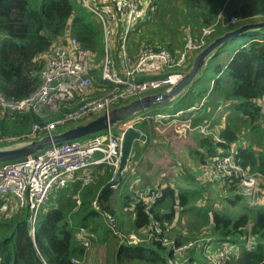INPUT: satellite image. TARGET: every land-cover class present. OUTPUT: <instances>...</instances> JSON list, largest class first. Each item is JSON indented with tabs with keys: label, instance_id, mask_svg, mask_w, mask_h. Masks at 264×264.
<instances>
[{
	"label": "trees",
	"instance_id": "1",
	"mask_svg": "<svg viewBox=\"0 0 264 264\" xmlns=\"http://www.w3.org/2000/svg\"><path fill=\"white\" fill-rule=\"evenodd\" d=\"M150 1L128 36L129 52L134 56L145 46L176 54L190 40L204 39L207 45L244 24L264 23V0ZM94 15L80 0H0V94L11 101L30 97L40 86L47 54L55 45L66 44L68 31L98 58L91 67L95 86L111 90L102 80L103 33ZM263 32L264 28H252L222 44L202 76L169 112L175 116L194 107L181 118L190 120L192 128L210 125L205 135L196 137V146L187 148V156L199 161L203 169L220 150L235 144L240 165L264 178V116L259 105L264 96ZM227 103L228 111L218 112ZM72 111L62 109L45 119L32 111H0V137L17 136L21 141L35 123L47 124ZM222 118L226 122L219 125ZM92 175L90 184L76 180L51 194L40 209L34 236L28 208L0 217V264H91L96 250L97 254L105 250L100 264H207L201 247L204 240L233 248L225 264H264L262 191L256 206L249 205L236 179L221 187L224 194L208 195L209 184L201 185L183 165L175 179L166 178V184L156 187L135 183L128 187L131 178L135 181L128 174V180L110 189L100 205L101 190L114 178V169L101 165ZM115 190L120 198L114 201ZM153 192L159 196L151 200ZM82 230L89 234L85 239L80 236ZM131 234L139 237L137 244L129 243ZM189 242L196 245L179 258L177 247Z\"/></svg>",
	"mask_w": 264,
	"mask_h": 264
},
{
	"label": "built area",
	"instance_id": "2",
	"mask_svg": "<svg viewBox=\"0 0 264 264\" xmlns=\"http://www.w3.org/2000/svg\"><path fill=\"white\" fill-rule=\"evenodd\" d=\"M83 6L99 17L103 28L105 56L102 61V80L111 90H100L93 93L92 86L96 80L91 73L94 54L84 50L79 41L68 31L66 44L55 45L45 58L38 89L28 98L21 101L7 100L0 94V111L4 114L27 113L32 111L41 119L58 113L62 109L73 110L64 117L47 124L35 123L29 135L23 140L36 138V135L53 134L58 126L80 117L108 113L113 106L142 95L161 90L177 82L181 71L190 65L191 56L206 45L204 39L190 40L184 48L174 54L169 49L156 50L150 46L141 48L138 53L128 50V36L134 31L150 0H80ZM115 50L116 57H114ZM229 105V104H228ZM260 109L264 116V96ZM221 105L220 107H222ZM74 107H76L74 109ZM192 109H195L192 107ZM179 111L175 117H181ZM145 117H130L112 130L91 136L89 140H78L53 144L37 155L0 164V217H9L18 210L28 208L32 223V235H35V224L41 207L56 190L66 188L70 183L81 180L83 185L94 182L92 172L95 167L107 165L114 169V178L119 167L124 133ZM184 124L191 127L190 120ZM210 125L200 126L199 132L206 134ZM217 142H222L214 135ZM17 136L0 137V145L18 142ZM238 146L232 144L228 149L220 150L218 156L208 167L209 175L220 185L227 180L238 181L241 194L250 206L261 201V184L264 180L258 174H250L237 159ZM139 195L145 197L144 192ZM159 193H151L155 199ZM81 238L89 234L82 230ZM140 239L129 236V243L137 244ZM167 244V243H165ZM196 245L189 242L177 247L178 257H184L189 248ZM252 243L247 242L251 248ZM233 253L229 244L220 246L207 256V264H225Z\"/></svg>",
	"mask_w": 264,
	"mask_h": 264
},
{
	"label": "water",
	"instance_id": "3",
	"mask_svg": "<svg viewBox=\"0 0 264 264\" xmlns=\"http://www.w3.org/2000/svg\"><path fill=\"white\" fill-rule=\"evenodd\" d=\"M252 28H264V23L244 24L239 28L215 37L211 42L193 54L190 65L181 71V78L170 86L134 98L122 105L114 106L108 113L91 118L84 123H77L70 128L51 135L47 134L39 138L0 145V162L18 161L37 155L53 144L75 141L109 130L113 131L119 124L130 117H135L142 113H147L149 110L163 108L177 102L188 92L197 79L202 76L208 61L222 44ZM146 139L147 136L137 128H130L125 131L116 177L102 188L98 198L100 205H102V199L106 193L112 188H117L122 183L123 173L127 170L136 142H145Z\"/></svg>",
	"mask_w": 264,
	"mask_h": 264
},
{
	"label": "crops",
	"instance_id": "4",
	"mask_svg": "<svg viewBox=\"0 0 264 264\" xmlns=\"http://www.w3.org/2000/svg\"><path fill=\"white\" fill-rule=\"evenodd\" d=\"M172 105L173 104L166 106L155 116H152L151 114L138 115L145 117V120H142L140 123L136 124L135 128L145 134L147 139L145 142H136L127 170L123 173L122 182L128 180V175L126 176V174L129 173V179L131 178V175H133L137 182L140 181V186L153 185L156 187L162 183H165L167 178L166 173H168L167 168L169 166L166 161L168 154L167 151L173 155V158H175L177 153L179 154L178 156H180V153L177 151V149L181 147L179 146V140H184L181 139L183 137L182 131H189L188 134L192 137L193 141V143L190 144L193 146H196V137L198 135H205L204 133L199 132L197 128H188L184 124L185 120L183 118L171 116L168 107H171ZM183 116L184 115H182V117ZM177 126L185 127V129L180 130ZM179 132L181 134H179ZM186 147H188V143H186ZM174 160L175 159L172 161L174 162ZM191 161L194 162L191 165L193 170L192 176H195L196 179L200 181L199 183L201 185H203V179H207L206 181H210L213 187H216V191L219 192L222 185L214 180L211 174L209 175L208 168L203 169V166L201 163H199V161ZM177 162L180 161L176 160L175 163ZM96 168L98 167H95L94 169ZM262 183L264 186V180ZM212 247L214 251L219 248L214 246V244Z\"/></svg>",
	"mask_w": 264,
	"mask_h": 264
},
{
	"label": "rangeland",
	"instance_id": "5",
	"mask_svg": "<svg viewBox=\"0 0 264 264\" xmlns=\"http://www.w3.org/2000/svg\"><path fill=\"white\" fill-rule=\"evenodd\" d=\"M80 4V2L79 1H77V5H79ZM93 21L95 22V23H97V25H100V26H98V31L99 32H101V29H102V33H103V28H102V24H101V20L99 19V17L97 16V15H94L93 16ZM232 22H236V21H232ZM261 35H264V32L261 34ZM137 38H139V36L137 37ZM100 40H101V43H102V46H104V43H103V35H100ZM129 47L131 48V41H130V43H128V50H129ZM141 48H143V47H141ZM140 48V49H141ZM139 49V50H140ZM116 52H119L118 50H115V54H114V57H116ZM131 53V52H130ZM133 54V53H132ZM95 59V58H94ZM93 59V60H94ZM104 59V58H103ZM98 60V58H96L95 59V61H93V62H96ZM93 64V63H92ZM100 69V68H99ZM101 73H102V68H101ZM95 85H97L96 83H95ZM92 89H93V93L95 94L96 92L98 93V87H94V85L92 86ZM121 102H124V101H121ZM120 102V103H121ZM225 106H228V103L227 104H224L222 107H220L219 106V110H218V112H222L223 110V112H226V111H228V110H226V107ZM114 107V106H113ZM163 108H165V107H163ZM163 108H158V110L156 111V109H153V110H149L150 111V113L152 114V115H155V113L157 112H159V111H161V110H163ZM174 108H175V106L174 105H172L171 107H168V110H169V112H171L172 110H174ZM192 111H194V109H192V108H190V109H188L187 111H183V113H185V112H192ZM155 112V113H154ZM51 115H52V113H50ZM171 115V114H170ZM98 116H100V115H94V116H85V117H80L79 119H77V120H73V121H69V122H67V123H65V124H61L60 126H58V129H60V130H65V129H67L69 126H73V125H75V124H77V123H81V122H86L87 120H89V119H91V118H95V117H98ZM168 122H169V120H168ZM226 122V120L224 119V118H222L221 120H220V122H218L219 123V125H222V124H224ZM218 125V126H219ZM180 130L181 129H185V127H182V126H177ZM210 129V128H209ZM188 130H186V132L185 131H182V135H183V137L181 138V139H184V140H179V146H181V147H179V149H177V151L180 153V156H178L179 154L177 153V155H175V158H173V155L169 152V151H167V158H166V161H167V164L169 165L168 166V168H167V170L169 171V174L168 173H166V177H167V180H169L168 178H170L171 180H173V178L175 179L176 178V176H178L179 174H180V171H181V169H182V167H183V165H185V168L187 169V172H188V170L190 171V173H192L193 174V170H192V168H191V165L194 163L193 161H191L190 159H189V157L187 156V148H190V147H192L193 145H191L190 143H193V141H192V137L191 136H189V134H188ZM113 133L114 134H117L118 133V131L117 130H114L113 131ZM179 134H181L180 132H179ZM178 134V135H179ZM91 138V136H88V137H86V138H82V139H78V141H80V142H84V141H86V140H89ZM241 140H242V137L240 138ZM186 143H188V147H186ZM173 159H175L174 160V162L172 161ZM176 160H179V161H182V162H184V163H182L181 165H180V162H177V163H175V161ZM154 161H155V159H154ZM188 162V163H187ZM0 164H3V162H0ZM134 170V169H133ZM131 173V172H130ZM129 174V173H128ZM128 174H126V176L128 175ZM132 179V178H131ZM131 179L129 180V184H128V187L132 184V183H135V184H137L138 186H140L141 184H140V181L139 182H137V180H135L134 182L133 181H131ZM207 179H203V181H202V184L203 185H206L207 184V182H208V184H209V187H210V192H208L207 194L208 195H217V196H220L221 194H224V193H221V191L222 190H220L219 192L218 191H216V187H213V185L210 183V181H206ZM200 182V181H199ZM164 184H166V183H162V184H160V185H164ZM262 185H263V183L261 184V191L264 193V189H262ZM223 186V185H222ZM221 186V187H222ZM127 187V188H128ZM126 188V189H127ZM126 189H121V191H123L124 193L126 192ZM221 189V188H220ZM212 190H214V191H212ZM117 191L115 190V192H114V194H113V196L115 197V199H114V201L115 200H117L118 198H120L119 196L120 195H118V193H116ZM138 237V236H137ZM139 238V237H138ZM204 242L205 243H200V244H202V249H203V251L205 250L206 251V253L207 254H210V252H211V250H212V252H214V250H213V248H212V244H210L209 242H207V240H204ZM209 243V244H207V243ZM206 248V249H205ZM104 251L105 250H102L101 252H100V254H97V252H98V250H96L95 251V253H94V256H92V261H91V264H93L94 263V261H95V264H100V256H101V254H103L104 253ZM97 254V255H96ZM138 264H140V263H138Z\"/></svg>",
	"mask_w": 264,
	"mask_h": 264
},
{
	"label": "clouds",
	"instance_id": "6",
	"mask_svg": "<svg viewBox=\"0 0 264 264\" xmlns=\"http://www.w3.org/2000/svg\"><path fill=\"white\" fill-rule=\"evenodd\" d=\"M128 101V100H127Z\"/></svg>",
	"mask_w": 264,
	"mask_h": 264
}]
</instances>
